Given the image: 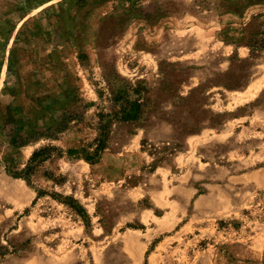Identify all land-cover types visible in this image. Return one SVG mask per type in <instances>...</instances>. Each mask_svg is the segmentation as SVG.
Instances as JSON below:
<instances>
[{
	"label": "rangeland",
	"instance_id": "obj_1",
	"mask_svg": "<svg viewBox=\"0 0 264 264\" xmlns=\"http://www.w3.org/2000/svg\"><path fill=\"white\" fill-rule=\"evenodd\" d=\"M0 245V264H264V0H0Z\"/></svg>",
	"mask_w": 264,
	"mask_h": 264
},
{
	"label": "trees",
	"instance_id": "obj_2",
	"mask_svg": "<svg viewBox=\"0 0 264 264\" xmlns=\"http://www.w3.org/2000/svg\"><path fill=\"white\" fill-rule=\"evenodd\" d=\"M247 78H248V75H246L245 73H240V74L236 75L233 79H228L227 81H225L223 83H216L215 82L214 84L217 86H222V87L229 88V89L239 88L246 83L245 80H247ZM142 83H143L142 81H138L137 82L138 88H134V91H137L139 93L142 90H144V86ZM197 89H201L200 86L191 90L188 95L181 96L180 98H182L184 101L190 99V97L192 95V91H196ZM125 93H126V91H124V94ZM143 112H144V104L142 103V101H140V99H135L132 102H130V105L128 106V108L125 105H122L120 107V118L122 120H125V121L136 120L142 115ZM189 114H190V116H192L193 113L190 111ZM214 121L215 120H213V122ZM176 126H177V128L180 129L181 132H184V133H191V132H193L199 128L196 120H194L192 123H181V124L178 123V124H176ZM39 153H40V151H35L33 153L32 160H34L38 156ZM31 163H32V161H31ZM31 166L32 165H30L28 168L30 169ZM69 204L77 210L81 209V207H80L81 205H79V203L73 198H72V202H70ZM78 208H80V209H78ZM6 248H7L6 246L0 245V255L4 254L3 251Z\"/></svg>",
	"mask_w": 264,
	"mask_h": 264
}]
</instances>
